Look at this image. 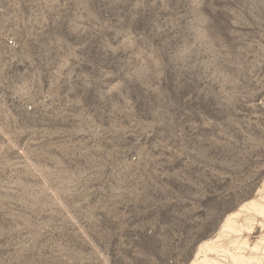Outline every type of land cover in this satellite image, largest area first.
<instances>
[{"label": "rangeland", "instance_id": "1", "mask_svg": "<svg viewBox=\"0 0 264 264\" xmlns=\"http://www.w3.org/2000/svg\"><path fill=\"white\" fill-rule=\"evenodd\" d=\"M0 264H264V0H0Z\"/></svg>", "mask_w": 264, "mask_h": 264}]
</instances>
